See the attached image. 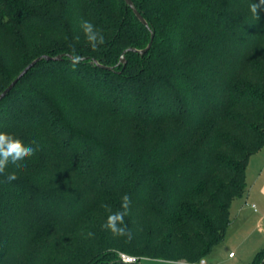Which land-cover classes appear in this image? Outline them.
Returning a JSON list of instances; mask_svg holds the SVG:
<instances>
[{"label":"trees","instance_id":"1","mask_svg":"<svg viewBox=\"0 0 264 264\" xmlns=\"http://www.w3.org/2000/svg\"><path fill=\"white\" fill-rule=\"evenodd\" d=\"M133 3L148 26L125 0H0V42L14 50L0 48V93L34 59L62 55L40 59L0 100V132L37 149L26 167L6 169L15 181L0 175V264L77 254L57 231L85 205L93 210V196L82 206L70 197L83 186L130 195L146 210L148 232L159 231L154 258L199 262L224 239L264 146V9L258 19L252 0ZM83 21L104 44L89 45ZM152 35L145 53L121 62ZM72 47L82 57L74 68ZM137 128L147 135L134 146L127 130ZM120 251L146 254L93 250L79 264H140Z\"/></svg>","mask_w":264,"mask_h":264},{"label":"rangeland","instance_id":"2","mask_svg":"<svg viewBox=\"0 0 264 264\" xmlns=\"http://www.w3.org/2000/svg\"><path fill=\"white\" fill-rule=\"evenodd\" d=\"M4 44H7L5 40L0 42L1 51L4 54L11 55L14 50L8 49ZM9 55V56H10ZM149 132V131H148ZM144 135H147V130L144 128H137V130H127V136L131 139L134 146H138L143 143ZM261 168V162H260ZM255 166L252 165L248 171L249 179L248 185L253 183L252 176L254 174ZM247 187V186H246ZM93 202V210L87 211L88 207L85 205V201L91 197ZM124 195H114L108 193H98L94 189L87 187H80L77 192L71 194L73 200L78 201V206L85 205L84 209L78 214L74 222H67L57 234L65 239L64 245L70 244L77 254H73L74 251L66 249L67 251L59 252L57 254V263L61 264H79L80 254L84 257H88L90 251L104 250L113 248L116 250H125L131 246H139L140 250H145L146 254L139 256L140 264H192L197 261H188L186 259L172 260L151 256V247L153 244V237L158 234L156 232H148V227L151 226L149 221V214L143 207L136 205L131 198V203L127 209V214L124 216L123 225L126 226V234L114 233L111 229L104 227L107 223L109 215L116 212L124 211L123 204ZM254 195L238 198L233 205L232 216L230 217V223L228 224L225 232L224 239L217 244L205 257L208 264H255V260L259 252L264 251V211L261 209L263 203L260 199V212H255L248 205H246V199L249 200V204L252 201ZM94 199H96L94 201ZM107 205V207H105ZM243 208L241 216L237 219V214ZM76 223L75 225H71ZM25 224L23 228L25 229ZM65 228V232H64ZM150 234V235H149ZM26 237L24 236L23 242L26 244ZM53 237V236H52ZM152 239V240H150ZM61 242H59L60 245ZM24 244V245H25ZM58 244V243H57ZM229 251L237 253L236 259L233 261L227 259ZM125 252V251H120ZM127 253V252H125ZM136 256V255H135ZM74 259L72 260V258ZM76 260V261H75ZM61 261V262H60Z\"/></svg>","mask_w":264,"mask_h":264},{"label":"clouds","instance_id":"3","mask_svg":"<svg viewBox=\"0 0 264 264\" xmlns=\"http://www.w3.org/2000/svg\"><path fill=\"white\" fill-rule=\"evenodd\" d=\"M249 8L251 13L259 19L260 10L264 9V0H252ZM81 28L89 45L93 49L104 44V36L102 31L98 29L92 22L83 21L81 23ZM75 39L78 41L79 36H76ZM69 56L73 68L82 59V57L76 53L75 47L71 48ZM34 144H36V141L33 140L29 145H25L23 141L15 135L7 132H0V175H4L7 182L10 183L15 181L18 177L15 172H6V169L9 167V165L14 166L16 169L26 167V164L22 162H24L26 158H29L35 154L37 149L32 146ZM130 203V197L125 194L123 196L122 204L124 211L109 215L107 223L104 225V227L111 229L114 233H119L121 235L126 234V226L120 227L119 225H123L124 216L127 214V209ZM105 207H107V205Z\"/></svg>","mask_w":264,"mask_h":264},{"label":"crops","instance_id":"4","mask_svg":"<svg viewBox=\"0 0 264 264\" xmlns=\"http://www.w3.org/2000/svg\"><path fill=\"white\" fill-rule=\"evenodd\" d=\"M260 162H261V168H260ZM252 165L255 166V169H254V174L252 176L253 183L249 186L248 185V179L251 176L249 177L248 171ZM246 179H247L246 191H245V194L240 198H243L246 196L248 197L251 194L254 195L252 197V201L250 202V204H249V200L246 199V202H245L246 205H248L249 208H251L255 212L259 213L260 212V199H261V202L263 203V205L261 206V209L264 211V146L258 152H256L254 155H252V157L249 161L248 167H247ZM237 199H235L232 203L231 216H232L233 205L236 203ZM252 204H256V208H257L256 210L252 207ZM242 212H243V208L237 214L238 215L237 219H238V217L241 216ZM229 252H231V251H229ZM236 257H237V253H235V256H229V253H228L227 259H229L228 261H230V260L233 261L234 259H236ZM204 259L206 260V258H204ZM207 264H208V262H207Z\"/></svg>","mask_w":264,"mask_h":264},{"label":"water","instance_id":"5","mask_svg":"<svg viewBox=\"0 0 264 264\" xmlns=\"http://www.w3.org/2000/svg\"><path fill=\"white\" fill-rule=\"evenodd\" d=\"M126 3L132 7L133 11L135 12V14L137 15V17L140 19V21L145 24L146 26H148V22L147 20L142 16V14L137 10V8L134 6V3H133V0H125ZM152 41H153V35H152V38L148 44L147 47L143 48V49H137V48H134V47H129L127 48L122 56H121V62H125V56L124 54L127 52V51H135V52H139L141 54L145 53L152 45ZM42 58H46V59H60L62 58V55H57V56H49V55H43V56H40L36 59H34L32 62H30L19 74L18 76L3 90V92L0 93V100L6 96L8 94V92L11 90V88L19 81V79L25 74L28 72V70L33 66L35 65L40 59Z\"/></svg>","mask_w":264,"mask_h":264},{"label":"built area","instance_id":"6","mask_svg":"<svg viewBox=\"0 0 264 264\" xmlns=\"http://www.w3.org/2000/svg\"><path fill=\"white\" fill-rule=\"evenodd\" d=\"M252 207L256 210V204H252ZM229 256H235V252L231 251L229 252ZM120 259L125 263H135L139 261V256H135L132 254H128L125 252H119ZM192 264H207V261L205 259H201L199 262H193Z\"/></svg>","mask_w":264,"mask_h":264}]
</instances>
